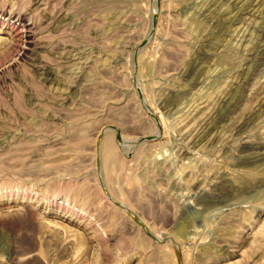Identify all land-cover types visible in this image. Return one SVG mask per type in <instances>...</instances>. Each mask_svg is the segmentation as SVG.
I'll return each mask as SVG.
<instances>
[{
	"label": "rangeland",
	"instance_id": "obj_1",
	"mask_svg": "<svg viewBox=\"0 0 264 264\" xmlns=\"http://www.w3.org/2000/svg\"><path fill=\"white\" fill-rule=\"evenodd\" d=\"M263 117L264 0H0V264H264Z\"/></svg>",
	"mask_w": 264,
	"mask_h": 264
},
{
	"label": "bare ground",
	"instance_id": "obj_2",
	"mask_svg": "<svg viewBox=\"0 0 264 264\" xmlns=\"http://www.w3.org/2000/svg\"><path fill=\"white\" fill-rule=\"evenodd\" d=\"M258 2V1H257ZM259 28V27H258ZM245 32V31H244ZM189 107V106H188ZM179 114V113H178ZM262 114V113H261ZM264 118V117H263ZM176 119V118H175ZM262 119V118H261ZM177 125V124H176ZM212 126V125H211Z\"/></svg>",
	"mask_w": 264,
	"mask_h": 264
}]
</instances>
